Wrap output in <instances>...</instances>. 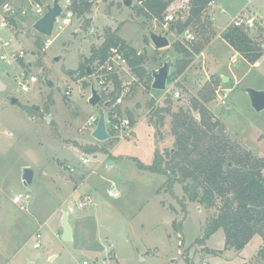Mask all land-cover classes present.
Listing matches in <instances>:
<instances>
[{
  "label": "rangeland",
  "instance_id": "374dc122",
  "mask_svg": "<svg viewBox=\"0 0 264 264\" xmlns=\"http://www.w3.org/2000/svg\"><path fill=\"white\" fill-rule=\"evenodd\" d=\"M28 1L10 0L19 8L27 7ZM35 1L45 6L54 0ZM214 1L215 6H206L198 16L191 17L190 0H174L157 20L145 16L137 0H131L129 7L123 5V0H94L71 26L55 30L51 37L32 29L31 15L22 19L23 28L9 38L13 49L24 51L26 61L19 60L20 66L0 62V80L6 86L0 91V264H244L242 258L253 256L260 242L258 236L242 252L226 246L222 229L202 240L207 221L219 216L228 194L216 195L213 207L185 202L182 210V186L176 182L168 185L171 172L159 175L139 170L136 164L139 161L150 166L156 153L163 167L165 163L186 164L181 156H175L182 155L176 135L185 130V116L199 123V113L204 110L218 124L207 130L205 141L224 137L234 150L247 151L264 162V110L254 111L243 92L247 87L264 91V26L244 30L260 55L259 67H253L245 58L248 56L242 54L237 63L230 64L232 52L216 37L238 15L264 21V0ZM168 12H174L178 19L188 17L192 42H184L183 31L177 33L173 23L167 30L162 29ZM89 27L96 32L90 35ZM149 32H167L170 45L155 49ZM112 33L126 48L139 53L143 62L139 71L129 68L120 81L129 87L120 107L131 121L129 136L117 135L100 142L92 137V126L87 125L98 109L88 103L93 77L79 74L78 69ZM175 42L189 54L186 68L173 84H167L165 91L152 90L151 70L170 58L171 74L182 58L173 46ZM229 70L238 71L237 78L223 81L220 75ZM22 73L26 77L21 80ZM30 77L36 82L29 83ZM19 82L28 85L27 92L21 90ZM12 98L17 100L15 105L10 103ZM136 103H140L139 109H134ZM19 104L33 107L32 115L27 116ZM158 109L161 111L157 113ZM92 147L97 151L88 153ZM169 150L175 158L167 155ZM82 156L88 164L79 162ZM66 165L75 171L69 173ZM24 167L33 170L28 187L21 180ZM80 172L85 175L79 177ZM261 174L264 178V163ZM78 183L83 186L74 191ZM110 183L119 191L116 199L107 196ZM27 193L30 199L26 204L12 203L13 196ZM82 195L92 199L93 205L86 207L89 210L77 207ZM59 204L70 215L72 224L73 216L85 212L81 215L86 218L91 213L77 227L73 242L51 236V221L57 224V218L46 221ZM37 217L46 220L43 226L36 222ZM37 232L42 237L40 247L34 249ZM247 264L264 261L255 254Z\"/></svg>",
  "mask_w": 264,
  "mask_h": 264
},
{
  "label": "trees",
  "instance_id": "16d2710c",
  "mask_svg": "<svg viewBox=\"0 0 264 264\" xmlns=\"http://www.w3.org/2000/svg\"><path fill=\"white\" fill-rule=\"evenodd\" d=\"M137 1L141 2L145 16L160 20L162 13L174 0ZM209 1L190 0L191 17L198 16ZM89 7L90 5L86 4L75 10L78 15H81ZM189 21L188 17L185 22L178 21L173 24L172 29L181 33L187 28ZM223 39L236 52L248 56L245 57L248 62L253 64L259 59L260 55L253 47L252 39L244 31L228 26L223 33ZM117 43L126 48L115 34H110L103 44L93 50L91 56L79 66V74L85 75L87 66L92 67L96 61H103L108 47ZM173 46L182 58L177 62L175 72L170 74L167 84H171L177 76L182 74L186 68V58L189 57L180 43L175 42ZM126 55L130 68L139 71L143 57L130 48H126ZM160 111L158 109L157 113ZM185 121H187V123L183 121L185 130L182 134L176 135V143L182 155L177 153L178 155L175 156H181L186 164L165 163L163 167L162 158L156 153L150 166H144L136 161L138 169L159 175L171 172L172 178L168 180V185L171 187L176 182L182 186L184 197L179 200L182 210H185V202H197L205 208L213 207L216 195L228 194L219 216L207 221L202 240H206L218 229H222L226 237V246L241 250L254 235H258L262 239V245L258 249L257 256L264 261V178L261 174L263 160L254 158L247 151L234 150V145L224 137H213L205 141L207 130L211 131L218 125L207 111L199 113V123L192 116H185ZM189 147L190 150H188ZM96 151L97 149L92 147L87 152L95 153ZM193 154H197V159L188 158ZM167 155L175 158L170 150Z\"/></svg>",
  "mask_w": 264,
  "mask_h": 264
},
{
  "label": "built area",
  "instance_id": "2783aa9c",
  "mask_svg": "<svg viewBox=\"0 0 264 264\" xmlns=\"http://www.w3.org/2000/svg\"><path fill=\"white\" fill-rule=\"evenodd\" d=\"M94 0H63V3H59L61 12L56 18V22L53 24L52 34L56 30L57 32L63 31L65 28L72 25L73 21L77 18V10L80 6L89 4L91 5ZM51 5V4H50ZM216 5V1L210 0L207 4L208 7H213ZM47 5H42L39 1L29 0L27 7H16L13 5L10 0H0V62L5 63L8 66L19 65V60H25V53L22 49H13L11 38H9L11 33L21 30L24 26L22 19L31 15L35 21L45 13V7ZM174 8L173 5L170 7ZM223 12V9H220ZM213 17V16H212ZM187 18L183 16L180 19L175 18L174 12H168L164 15L162 29L167 30L168 24H175L178 21L185 22ZM212 20V18H211ZM229 26L237 28L239 30H249L255 29L257 26H264V21H257L253 17L246 14L238 15L232 19L229 23ZM96 30L93 27L88 28V33L94 34ZM52 36V35H51ZM194 37L188 28L183 30V41L192 42ZM50 41L45 42V47H49ZM137 55H140L139 53ZM240 54L235 52L230 56V64H235L238 62V57ZM23 61V62H25ZM260 62L257 60L252 64L253 67H258ZM129 62L126 55V48L121 44L110 45L106 51V57L103 61H96L94 64L91 73L93 77L91 85H93L97 94L100 97V103L97 108H102L105 114V124L106 118L109 120V127L106 124V130L109 135V138L115 137H128L131 132V121L121 113V106L124 104L125 98L129 94V87L125 83H120L121 77L125 73H129ZM26 75L22 73L21 80L24 79ZM36 79L34 77L29 78V83H35ZM173 84V83H172ZM21 90L23 92L28 91V85L26 83L19 82ZM90 85V86H91ZM67 96L70 95V91L67 90L65 93ZM174 96L178 97V92L174 93ZM104 103H108V106L105 108ZM98 120V113L94 116H90L87 125L91 127V133L94 130V126ZM94 125V126H93ZM119 133V134H118ZM123 134V135H121ZM108 138V139H109ZM79 162L82 165L89 163V160L86 157H80ZM64 168L69 173H73L75 169L70 165H66ZM119 191L116 189V186L113 183H110V186L107 190V196L116 199L119 197ZM30 199V195L27 194H18L13 197L12 201L18 206H23ZM92 204V199L90 196L85 195L77 203V207L81 210ZM72 211V210H71ZM36 239H40V235L36 234ZM33 247L38 249L40 243L36 242ZM82 264H89L86 261H83Z\"/></svg>",
  "mask_w": 264,
  "mask_h": 264
},
{
  "label": "water",
  "instance_id": "95a60500",
  "mask_svg": "<svg viewBox=\"0 0 264 264\" xmlns=\"http://www.w3.org/2000/svg\"><path fill=\"white\" fill-rule=\"evenodd\" d=\"M59 0H54L51 5H47L45 7V13L42 17H40L35 23L32 25V29L46 37H51L52 35V28L53 24L56 22V18L59 16L61 12V8L59 5ZM123 5L126 7H129L131 5V0H123ZM168 33L164 34H156L153 32H149L148 38L149 41L152 43L153 47L155 49H164L170 45L168 41ZM56 61H58V58H55ZM28 67H31V63H27ZM170 67H171V60L170 58L165 59L161 66L158 69H153L150 72L151 75V89L155 91H165L168 78L170 76ZM92 70L90 66L86 67V75L91 76ZM223 81H226V79L223 78ZM47 85H50V81L46 80ZM6 86L2 83L0 80V91L4 90ZM243 92L247 95L251 107L256 112H261L264 110V91L262 90H256L250 87L244 88ZM10 103L12 105H15L17 103V100L12 98L10 99ZM88 103L91 105V107H97L100 103V97L97 94L96 90L94 89L93 85L90 86V96L88 98ZM105 108L108 106V103H104L103 105ZM18 107L24 111V113L27 116L32 115L34 112V108L27 105L19 104ZM141 107L140 103H136L134 106V109H139ZM98 113V120L96 123V126L94 130L92 131L91 135L92 137L100 142H104L108 140L109 135L106 130V124H105V114L102 108L97 109ZM36 116H40L41 113L35 112ZM95 158V157H94ZM108 165H112V162H108ZM33 179V170L30 167H24L22 169L21 174V180L22 184L25 187H28ZM61 228H62V234H61V240L63 242H70L72 240V229L70 224L68 223V213L63 212L62 217L60 220Z\"/></svg>",
  "mask_w": 264,
  "mask_h": 264
},
{
  "label": "crops",
  "instance_id": "0c3cea01",
  "mask_svg": "<svg viewBox=\"0 0 264 264\" xmlns=\"http://www.w3.org/2000/svg\"><path fill=\"white\" fill-rule=\"evenodd\" d=\"M212 21H213V23L215 22L214 21V18L212 17ZM230 23V22H229ZM229 23H227V25H225L224 26V28L222 29V31L219 33V32H217L216 34V37L217 38H220L221 39V41H222V43H223V45L224 46H226L228 49H230V51L232 52V54L231 55H233L236 51L221 37V35H222V33L226 30V28L229 26ZM214 27H215V23H214ZM213 42V41H212ZM213 43H215V42H213ZM213 43H211L208 47H210L211 45H213ZM209 50V49H208ZM202 54V53H201ZM230 58V57H229ZM85 59H87V58H85ZM259 61V60H258ZM252 65V64H251ZM259 66H260V64H259ZM258 66V67H259ZM237 75H238V71H235V70H229V72H228V74H223V75H220V77H221V79H226V81L227 80H229L230 81V78H237ZM172 86V85H171ZM250 88H253V89H256V90H261V88H254V87H250ZM227 89H225V91H226ZM72 141H74V140H72ZM73 144V143H72ZM74 145V144H73ZM75 146H73V148H74ZM261 158V157H260ZM82 174L83 175H85V172H80L79 173V177L80 176H82ZM88 177V176H87ZM86 177V178H87ZM85 178V179H86ZM85 179L83 180V181H85ZM32 181H33V179H32ZM82 181V182H83ZM32 183V182H31ZM81 183V182H80ZM76 184V183H75ZM83 185L82 184H80L79 185V183L77 184V185H75V187L73 188L74 189V191H76V190H78V189H80L81 187H82ZM29 194V193H28ZM18 195V194H17ZM16 196V195H15ZM15 196H13V197H15ZM83 196V195H82ZM81 197V196H80ZM12 203H13V201H12ZM14 204V203H13ZM93 205V202H92V204H91V206ZM91 206H89V207H91ZM64 206L62 205V204H59L55 209H54V211H53V213L49 216V220L48 221H46V220H44V221H41L38 217L35 219L36 220V222H38L39 224H40V226H43V224L45 223V221L47 222V223H49L51 220H53V219H55V218H57V224H55V222L54 221H51L52 223V228H51V236H52V238H54V239H58L59 241H61V242H63L62 240H61V234H62V228H61V225H60V220H61V217H62V213L65 211L64 210V208H63ZM87 209V208H86ZM72 210V211H71ZM87 210H89V209H87ZM70 211L71 212H73V209L72 208H70ZM68 213V212H67ZM83 213H85V212H82V213H80L78 216H73L72 218H73V224L70 222V215L68 214V223L70 224V226H71V229H72V240L70 241V242H73L75 239H76V229H77V227L79 226V224H81V222L82 221H84L86 218H90V212H88L87 213V215H85L86 216V218H84L82 215H83ZM82 214V215H81ZM81 215V216H80ZM36 217V216H35ZM34 217V218H35ZM83 217V218H82ZM36 234H39L40 235V239H41V237H42V235L39 233V232H37ZM36 234H35V236H36ZM256 236H258V235H254L251 239H253L254 237H256ZM259 237V236H258ZM40 239H36L35 238V241H34V243H33V245L36 243V242H40ZM251 239H250V241L243 247V249L242 250H240V252H242L243 250H245V248L249 245V243L251 242ZM260 242H259V244L257 245V247L253 250L254 251V254H253V256H251L250 258H242V263H244V264H247L250 260H252V258L255 256V254H257V251H258V249L261 247V245H262V240H261V238H260V240H259ZM34 248V247H33ZM35 249V248H34ZM49 257H51L52 258V255H50Z\"/></svg>",
  "mask_w": 264,
  "mask_h": 264
}]
</instances>
